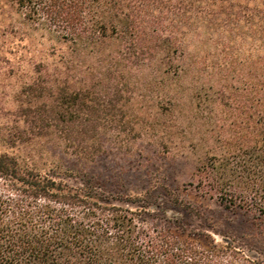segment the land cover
Segmentation results:
<instances>
[{
	"label": "trees",
	"instance_id": "obj_1",
	"mask_svg": "<svg viewBox=\"0 0 264 264\" xmlns=\"http://www.w3.org/2000/svg\"><path fill=\"white\" fill-rule=\"evenodd\" d=\"M8 1L32 35L53 44L33 53L26 66L32 74L8 111L3 141L19 154L0 150V264H264L250 242L246 250L229 232L218 242L210 232H217L214 220L163 182L121 196L107 190L102 174L59 164L47 169L52 152L86 166L109 158L112 143L144 134H163L158 147L182 152L175 134L186 133L176 117L187 73L183 36L203 21L218 33L235 22L237 30L252 31L258 54L212 66L240 76L242 88L214 96L192 88L194 110L221 101L230 116L191 142L205 151L189 186L216 198L231 226L264 241V0ZM9 28L28 35L13 23ZM143 69L156 96L139 106L133 80ZM170 208L184 217L169 216Z\"/></svg>",
	"mask_w": 264,
	"mask_h": 264
},
{
	"label": "rangeland",
	"instance_id": "obj_2",
	"mask_svg": "<svg viewBox=\"0 0 264 264\" xmlns=\"http://www.w3.org/2000/svg\"><path fill=\"white\" fill-rule=\"evenodd\" d=\"M162 1V0H161ZM167 8V7H165ZM3 12L4 15H1ZM24 29L28 35L23 37L21 33L9 28V25ZM220 25V24H218ZM235 22L224 24L227 32L216 31L217 26L212 27L208 21L194 24L185 33L187 57L183 66L186 68V74L180 81L181 105L176 112V117L184 124V134H175L177 140H182L185 146L182 152L172 151L168 153L165 149L155 144L157 137L163 134H152L157 136L151 139V134L146 135L127 145L108 146L110 152L109 158L100 159L95 164H81L75 158L55 151L51 153L47 169L52 165H61L63 170H82L89 173H98L104 175L102 180L107 190L121 193L116 195L125 196L126 194H134L146 191L150 186L163 182L172 186L181 198L188 201L193 206L201 210L203 214L214 220L217 232H211L218 242H222L221 234H227L236 240L237 245L242 246L246 250L249 249L250 243L264 259V241L254 239L250 236L252 233L248 230L238 229L230 224L229 214L219 204L216 198L202 196L198 194L189 183L197 167L198 157L204 153L205 147H200L196 151L193 150L191 142H197L204 134H212L210 132L211 124L217 119H226L230 116L221 101L216 104L208 101L203 103L201 112L194 110L189 103L188 97L193 93V87H203L208 94L212 96L214 92L220 88L226 90L229 94L231 87L242 88L241 77L229 75L227 70L223 68L213 69L212 66L223 64L225 61H231L236 58L237 54L247 57L248 54L253 58L258 54L256 50L257 44L253 39L252 31L244 29L239 31L235 28ZM29 36V37H28ZM53 42L42 39L38 35H32L30 26L22 25V19L16 13V10L8 0H0V150H7L3 139L8 134L12 117L8 114L9 110H13L16 106L15 95L18 92L21 82L25 81L32 74L27 64L34 56L33 53L41 55L52 46ZM66 48H63L65 51ZM28 62V63H27ZM25 66V67H21ZM28 75V76H27ZM85 74L77 75L80 80L86 77ZM83 77V78H82ZM150 71L143 69L133 82H137L136 96L141 101L150 102L152 96H156L150 86ZM234 78V80H233ZM149 84V85H148ZM214 96V95H213ZM217 96L215 95V98ZM211 99V97H208ZM207 98V100H209ZM221 102V103H220ZM230 106V105H229ZM224 110V111H223ZM211 121L208 124V121ZM214 134V133H213ZM174 135V134H173ZM11 153L19 154L18 150H10ZM23 153V152H21ZM71 184H76V179L67 178ZM158 196V194H156ZM161 202L169 203V200L163 196L160 197ZM169 216L184 217L182 213L174 208L167 211ZM197 228L202 226V221L197 218H191ZM243 236H246L244 238ZM250 236V237H249ZM250 242V243H249Z\"/></svg>",
	"mask_w": 264,
	"mask_h": 264
}]
</instances>
